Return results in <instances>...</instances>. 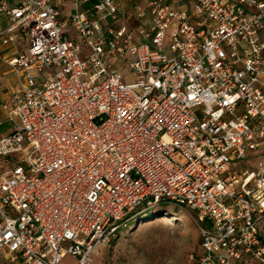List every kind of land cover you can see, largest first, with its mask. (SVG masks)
Listing matches in <instances>:
<instances>
[{
  "label": "built area",
  "instance_id": "1",
  "mask_svg": "<svg viewBox=\"0 0 264 264\" xmlns=\"http://www.w3.org/2000/svg\"><path fill=\"white\" fill-rule=\"evenodd\" d=\"M90 1L71 37L52 0H0V46L27 42L2 56L20 91L0 116V264H89L162 202L193 217L197 264L264 263V157L237 169L264 148V0H130L135 29L122 0Z\"/></svg>",
  "mask_w": 264,
  "mask_h": 264
},
{
  "label": "rangeland",
  "instance_id": "2",
  "mask_svg": "<svg viewBox=\"0 0 264 264\" xmlns=\"http://www.w3.org/2000/svg\"><path fill=\"white\" fill-rule=\"evenodd\" d=\"M109 61L114 67L119 62L116 58H109ZM124 80L133 81V77L126 75ZM2 84L10 92L18 89V82L13 74L8 75ZM7 103L9 102H5ZM263 157L264 148L259 146L255 152L248 153L246 160L237 164V169L255 171L257 163ZM154 216L149 221L137 223L129 230L127 226L122 227L113 244L99 245L93 250L89 264H196V255L201 250L199 230L193 217L182 209L170 207ZM259 227L264 236V219ZM62 264H74V259L66 257Z\"/></svg>",
  "mask_w": 264,
  "mask_h": 264
},
{
  "label": "crops",
  "instance_id": "3",
  "mask_svg": "<svg viewBox=\"0 0 264 264\" xmlns=\"http://www.w3.org/2000/svg\"><path fill=\"white\" fill-rule=\"evenodd\" d=\"M94 2L95 0L84 3L80 6V9L82 10L89 9ZM122 2L126 14L125 16L126 23L130 29H135L140 24L146 22L145 21L146 18L139 19L138 17V11L140 9L146 11L141 1L122 0ZM170 3L172 4L173 8L177 10L188 9V4L186 3L185 0H170ZM52 4L59 12L58 18L60 22L66 23V25L64 26L65 31L67 32L68 35L74 37L72 25L69 22L72 14L76 10L73 0H52ZM5 24H6V20L0 19V25L4 26ZM26 45L27 42L24 39V37L20 34H17L15 37L14 44H9L7 46H0V82H1L0 83V116L2 118L5 117V112L2 109V106L11 104L14 100V95L20 91V87L18 84H17L18 89L16 92L15 91L10 92L7 86H3L2 83L6 80V77L13 73L11 72L10 68L3 62L2 56L10 55L17 51H23L25 50ZM5 102H9V103L5 104ZM6 127L7 126L4 125V129ZM257 263H259V261L254 258H244L243 260L239 261L237 264H257Z\"/></svg>",
  "mask_w": 264,
  "mask_h": 264
},
{
  "label": "trees",
  "instance_id": "4",
  "mask_svg": "<svg viewBox=\"0 0 264 264\" xmlns=\"http://www.w3.org/2000/svg\"><path fill=\"white\" fill-rule=\"evenodd\" d=\"M169 207L173 208V207H171L168 204L163 203V202L158 203V204L153 205V206H146L145 205V206L139 207L134 212H132L129 220L126 222L124 227L127 226L126 228L129 230L132 227H134L137 223L140 224L142 222H146V221L151 220L150 219L151 217H153L154 215L157 216L158 214L165 211V208H169ZM147 212H150V214L147 215ZM163 218H166V217H163ZM167 218H170V217H167ZM120 229L116 231V233H115V235H114V237L111 240L109 245L113 244L116 241V239L119 237V234L122 231V229L121 230ZM199 239H200V236H199ZM199 254L200 253H198L196 255V259H197ZM196 264H197V261H196Z\"/></svg>",
  "mask_w": 264,
  "mask_h": 264
},
{
  "label": "bare ground",
  "instance_id": "5",
  "mask_svg": "<svg viewBox=\"0 0 264 264\" xmlns=\"http://www.w3.org/2000/svg\"><path fill=\"white\" fill-rule=\"evenodd\" d=\"M167 218V217H166Z\"/></svg>",
  "mask_w": 264,
  "mask_h": 264
}]
</instances>
